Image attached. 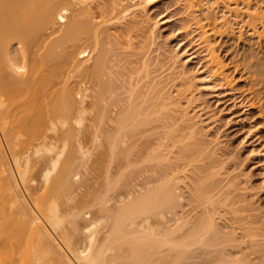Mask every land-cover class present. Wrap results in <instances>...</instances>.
<instances>
[{"label":"bare ground","instance_id":"1","mask_svg":"<svg viewBox=\"0 0 264 264\" xmlns=\"http://www.w3.org/2000/svg\"><path fill=\"white\" fill-rule=\"evenodd\" d=\"M162 1L0 0V264H196L197 258L262 264L250 257L264 254L256 227H245L242 217L226 221V213L240 216L237 204L246 203L244 195L233 196L244 190L241 177L221 171L225 160L201 125L205 120L188 116L198 100L185 69L194 55L185 54L179 65L173 58L174 68H183L177 97L144 60L147 73L136 81L130 76L131 107L117 116L116 133L101 127L107 116H89L113 87L103 77L113 67L106 44L124 45L121 37L129 35L125 44L133 46L130 32ZM185 2L192 13L202 11L198 0ZM197 24L210 72L236 89L264 129V0H213ZM154 119L165 130L151 159L166 167L153 184L127 188L110 204L124 176H108L96 210L77 197L81 167L94 148L106 140L115 158L125 138ZM177 143L180 155L173 158ZM202 154L210 161L197 163L189 178L188 166ZM172 158L183 159V167H172ZM187 191L203 207L197 218L182 209ZM244 238L252 252L242 247Z\"/></svg>","mask_w":264,"mask_h":264},{"label":"rangeland","instance_id":"2","mask_svg":"<svg viewBox=\"0 0 264 264\" xmlns=\"http://www.w3.org/2000/svg\"><path fill=\"white\" fill-rule=\"evenodd\" d=\"M198 2L202 11L192 13L187 8L185 0L162 1L150 9L143 24L135 27L130 32L133 46L130 47L125 44L129 35H122L121 40L124 45L106 44L107 63L113 67L111 69L107 67L103 77L107 80L111 79L113 87L106 94V99L102 100L101 104L89 116L98 118H100V114L107 116L101 121V125L103 124L101 127L105 131L108 129L107 133H116L117 116L127 113L131 107L128 91V85L131 81L130 76H134L133 81L134 79L136 81L147 73V68H144L142 64L144 60L149 63L148 68L149 72L152 73H150L151 76L158 77L164 83H169L167 86L169 91L172 92L173 96L175 95L174 97H177L179 95L178 90L183 88L181 77L178 75L183 68L178 66H176L177 69L174 68L173 58L178 57L177 65H179L185 54L194 55V58L186 64L185 69L189 71L190 77L193 79L192 91L198 100L189 107L188 116L192 117L200 114V118L205 120L201 125L208 128V137L216 141L215 147L219 148V153L222 154L221 158L225 160L224 168L221 171L229 173L231 176L241 177L239 186L244 190H237L233 196L237 198L239 195H244L246 198V203L237 204V207L242 210L239 212L240 216L228 212L225 215L226 221L232 223L237 217L244 218V226L256 227L255 230L261 236H257L256 239L263 242L264 129L259 125L260 119L256 111L241 100L236 89H232L230 85L210 72L207 64L206 47L204 43H201L197 19L204 11L208 10L213 0H198ZM221 7L216 9L218 16H222L225 11L222 5ZM161 19L167 21L156 24ZM175 77L177 79L173 80ZM169 80L173 81L170 82ZM173 82L175 84L171 86L170 84ZM204 85H208L209 88H204ZM91 117L89 118L91 119ZM98 118H96L97 121H93L98 123ZM159 120L161 119L152 120L153 122L143 125L135 134H130L131 136L125 138V141L121 143L122 146L118 147V154L115 158L108 149L106 140H104V145L93 146L95 147L93 159L86 167H81L82 181L79 184L82 186L78 190L77 197L82 195V197L88 199L94 204L92 207L96 210L100 207L98 198L105 195V185L109 177L121 179L120 175L124 176L122 183L119 182L120 184L118 183L116 189L111 193L114 200L112 199L113 201L110 204H115L116 199L123 198L128 189H140L146 181H151V184H153V179L159 174L158 171L166 167L164 166L166 164L161 163L160 165L158 161L151 159L152 149L157 146L159 138H161V132L165 130L163 122L161 123ZM87 123L95 124L92 121H87ZM127 129H129V126ZM174 148V153L171 154L173 158L180 155L181 144L177 143ZM126 151H128V155H125ZM203 155L199 156L202 157L201 161L193 162V165L188 166L186 174L189 178L193 176L197 163L203 165V163L210 161V158ZM173 158L172 167L178 165L183 167L185 162L183 159L176 161ZM191 197V193L187 191L182 209L191 212L194 218H197L203 207H196L197 202H193ZM168 215H170L168 218L172 217V213ZM238 233L243 238L244 231L240 230ZM244 240H247V242H244L245 244L243 243L242 247L246 249L245 251L252 252L251 249L246 248L250 243L249 238H244ZM239 249L236 248L235 250ZM199 251L201 252V250ZM204 257L206 258L205 255ZM250 257L256 258L254 262L264 264V254L256 252L251 254ZM198 260L201 264H207L206 260L199 258L196 259V264H199Z\"/></svg>","mask_w":264,"mask_h":264}]
</instances>
